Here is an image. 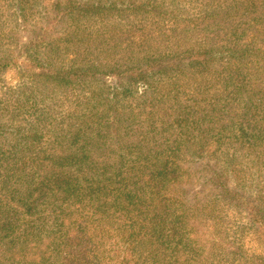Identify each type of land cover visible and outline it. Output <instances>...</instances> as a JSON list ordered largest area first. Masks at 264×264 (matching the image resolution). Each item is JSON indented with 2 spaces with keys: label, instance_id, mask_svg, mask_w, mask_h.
<instances>
[{
  "label": "trees",
  "instance_id": "trees-1",
  "mask_svg": "<svg viewBox=\"0 0 264 264\" xmlns=\"http://www.w3.org/2000/svg\"><path fill=\"white\" fill-rule=\"evenodd\" d=\"M0 264H264V0H0Z\"/></svg>",
  "mask_w": 264,
  "mask_h": 264
},
{
  "label": "rangeland",
  "instance_id": "rangeland-1",
  "mask_svg": "<svg viewBox=\"0 0 264 264\" xmlns=\"http://www.w3.org/2000/svg\"><path fill=\"white\" fill-rule=\"evenodd\" d=\"M15 75L14 74H10L8 75V78H9V81L12 82L11 80H14V79H17L14 77Z\"/></svg>",
  "mask_w": 264,
  "mask_h": 264
}]
</instances>
